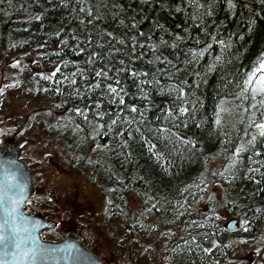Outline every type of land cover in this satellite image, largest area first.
Listing matches in <instances>:
<instances>
[{"label": "trees", "instance_id": "1", "mask_svg": "<svg viewBox=\"0 0 264 264\" xmlns=\"http://www.w3.org/2000/svg\"><path fill=\"white\" fill-rule=\"evenodd\" d=\"M263 63L264 0H0V122L106 184L108 264H231L222 208L264 245Z\"/></svg>", "mask_w": 264, "mask_h": 264}, {"label": "rangeland", "instance_id": "2", "mask_svg": "<svg viewBox=\"0 0 264 264\" xmlns=\"http://www.w3.org/2000/svg\"><path fill=\"white\" fill-rule=\"evenodd\" d=\"M36 67L42 69L43 73L48 69L42 64ZM55 68L48 72L47 78H61V74L53 72ZM33 69L35 70L34 67ZM261 69L264 70V68ZM18 110L17 106L13 107L8 118L6 117L4 121L0 122V143H2L3 137L15 133L22 149L21 157L33 171L36 191L27 203V210L29 212L43 211L50 218L53 217L58 221L55 228L44 229L42 235L48 239L58 240L64 237L73 226H77L79 227L76 228L77 231L83 235L86 244L93 251L96 248L112 259L113 248L111 244L103 240L99 230L94 228L97 222L93 217L99 212L105 211L106 199H103V196L106 184L94 180L85 171H77L75 165L67 159L64 153L59 152V149L51 141H46L49 139L44 140L45 138L21 132L23 130L19 129L11 120ZM91 130H93L92 127L87 128V133L91 134ZM136 198L134 194L130 196L134 206L137 202ZM199 205L208 208L204 199L200 201ZM218 213L222 215L219 218L221 224L228 231H234L235 234L231 235L232 238H234L233 235L237 236L236 240L232 242L234 251L230 263L247 264L250 261L262 259L264 245L258 239L257 245L249 246L242 235L249 226L246 220L235 216L224 208ZM233 218H237V226L235 228L227 227V223ZM248 236L251 237V233ZM149 255L154 257L153 250H150ZM113 264L129 263L119 260Z\"/></svg>", "mask_w": 264, "mask_h": 264}, {"label": "water", "instance_id": "3", "mask_svg": "<svg viewBox=\"0 0 264 264\" xmlns=\"http://www.w3.org/2000/svg\"><path fill=\"white\" fill-rule=\"evenodd\" d=\"M21 155L16 134L6 135L0 143V264H107L74 229L58 240L42 236L43 229L58 221L43 211H27L36 186ZM236 221L231 219L227 227L235 228Z\"/></svg>", "mask_w": 264, "mask_h": 264}, {"label": "snow or ice", "instance_id": "4", "mask_svg": "<svg viewBox=\"0 0 264 264\" xmlns=\"http://www.w3.org/2000/svg\"><path fill=\"white\" fill-rule=\"evenodd\" d=\"M261 68H264V64L261 65ZM261 80L264 81V77H261Z\"/></svg>", "mask_w": 264, "mask_h": 264}, {"label": "flooded vegetation", "instance_id": "5", "mask_svg": "<svg viewBox=\"0 0 264 264\" xmlns=\"http://www.w3.org/2000/svg\"><path fill=\"white\" fill-rule=\"evenodd\" d=\"M4 138V137H3ZM255 257V256H254ZM253 261H250V263L249 264H251Z\"/></svg>", "mask_w": 264, "mask_h": 264}]
</instances>
